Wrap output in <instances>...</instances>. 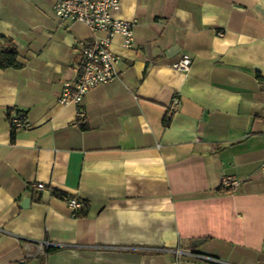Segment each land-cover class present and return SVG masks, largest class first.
I'll use <instances>...</instances> for the list:
<instances>
[{
	"label": "crops",
	"instance_id": "0c3cea01",
	"mask_svg": "<svg viewBox=\"0 0 264 264\" xmlns=\"http://www.w3.org/2000/svg\"><path fill=\"white\" fill-rule=\"evenodd\" d=\"M54 3L0 0L20 64L0 69V264H38L44 242L42 264H264V0H119L112 17L136 25L130 49L113 38L118 78L67 105L93 34Z\"/></svg>",
	"mask_w": 264,
	"mask_h": 264
},
{
	"label": "built area",
	"instance_id": "2783aa9c",
	"mask_svg": "<svg viewBox=\"0 0 264 264\" xmlns=\"http://www.w3.org/2000/svg\"><path fill=\"white\" fill-rule=\"evenodd\" d=\"M119 0H55L54 13L60 22L78 23L89 29L93 36L88 41L77 44L79 50V61L74 65V79L63 86L59 104H78L83 97L92 89L112 82L118 78V65L120 56L112 51V41L115 36L121 37V47L130 49L134 40L135 20H120L113 18L111 13L118 10ZM103 34V36H97ZM221 36V32H215ZM189 55H182L173 64L176 71L185 73L191 66ZM179 101L173 98L169 105L171 111H177ZM9 124L14 131L28 128L26 120H21L16 112L9 117ZM260 171L264 177V161L261 163ZM241 182L233 177L224 175L221 178L220 187L238 191ZM37 192L45 190L43 183H35L31 186ZM73 216H77L87 206V203L75 196L65 198ZM51 245L49 242L37 244L33 257L42 256L44 247ZM179 254V251H176ZM210 264L221 262L212 257H203Z\"/></svg>",
	"mask_w": 264,
	"mask_h": 264
},
{
	"label": "trees",
	"instance_id": "16d2710c",
	"mask_svg": "<svg viewBox=\"0 0 264 264\" xmlns=\"http://www.w3.org/2000/svg\"><path fill=\"white\" fill-rule=\"evenodd\" d=\"M17 51L15 45L10 40H5V46L0 48V69L5 70L9 68H19L20 64L17 62ZM16 114L20 116L21 120H25V115L19 111H16ZM8 120L10 117V112L8 113ZM167 121H165V125H167ZM85 128V127H83ZM14 130L12 129V138L14 137ZM54 194L59 197L60 194L54 191ZM58 250V247L53 245H49L44 247V253L42 256L37 257L39 260L38 264H42L43 257L55 252ZM36 258V259H37Z\"/></svg>",
	"mask_w": 264,
	"mask_h": 264
},
{
	"label": "water",
	"instance_id": "95a60500",
	"mask_svg": "<svg viewBox=\"0 0 264 264\" xmlns=\"http://www.w3.org/2000/svg\"><path fill=\"white\" fill-rule=\"evenodd\" d=\"M29 203H30V200L29 199H24L22 201L21 207H27L29 205ZM200 241L201 240H196L195 245H199L200 244Z\"/></svg>",
	"mask_w": 264,
	"mask_h": 264
}]
</instances>
